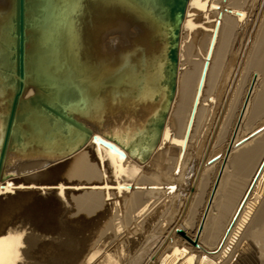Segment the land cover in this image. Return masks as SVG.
Listing matches in <instances>:
<instances>
[{
  "label": "bare ground",
  "instance_id": "bare-ground-1",
  "mask_svg": "<svg viewBox=\"0 0 264 264\" xmlns=\"http://www.w3.org/2000/svg\"><path fill=\"white\" fill-rule=\"evenodd\" d=\"M56 2L58 12L61 8L65 12L61 21L59 19L62 39L60 37L57 55L60 66L54 75L55 85L70 84L80 96V103L68 102L62 107L67 115L89 128L91 134L85 137L73 127L62 125L40 107L28 102L21 104L18 113L23 119L14 125L10 150L6 152L2 168V173L9 177L0 181V241L3 245L0 262L24 264L23 259H28L29 264H82L95 240L98 243L108 237L110 230L114 231L108 215L96 212L107 205L111 193L129 197L124 203L127 212L122 224L126 230L137 208H144L139 212L141 219L136 218L142 223L146 211H153L150 207L157 209L156 205L163 203L161 198L166 195L172 198L169 207L165 206L168 210L162 206L167 211L165 225L159 227L161 234L155 238V246H143L129 264H170L168 260L178 255L180 258L172 264L184 258L182 264H264V166L248 192L264 159V137L253 140L256 137L251 135L240 141L246 134L240 136L242 130L234 134L237 119L230 128L238 102V111L243 104H248V112L243 116L244 119L248 116V122L264 113V0H212V3L189 0L180 28L176 91L158 141L147 134L146 125L165 103L164 34L150 13L129 0ZM250 2L253 14L248 27L240 29V20L244 19ZM10 13L11 0H0V25L8 23ZM28 46L31 47V43ZM251 69L257 70L261 76L258 77L262 78L255 95V86L251 87L254 88L251 95L244 89ZM30 81L24 80L22 99L37 93L47 99L48 104L55 103L54 95L29 86ZM204 85L206 92L208 87L211 90L194 124ZM210 92L213 96H208ZM11 96V89L0 82V144ZM122 127L129 131L128 136L119 133ZM39 135L43 140L54 141L56 148L74 151L67 175L73 183L62 182L55 188L41 186L50 185L48 182L56 174L63 173L69 154L64 151L51 155L44 151L50 148L51 141L47 140L45 147ZM93 135L129 146L128 151L113 142L124 153L119 156L100 145L97 139L93 140ZM225 135L226 144L223 143V150L221 148L224 162L213 169L209 161ZM132 142L135 145H129ZM227 149L231 151L229 155ZM17 172L25 177L21 183L16 182ZM211 173L213 179L208 187ZM36 185L40 188L36 189ZM120 185H129L131 189L118 191L129 188ZM12 212L15 218L5 223ZM93 214L96 217L87 224V217ZM197 216L202 220L196 219ZM152 218L154 216L149 219ZM193 226L202 240L194 248V255L184 249L164 255L177 238L178 230L190 227L193 231ZM181 231L179 235L185 239ZM24 234L28 236L27 244L17 237ZM43 238L46 241H41ZM74 239L79 240L75 243ZM37 241L41 244L35 245ZM87 242L92 246L90 249L85 246ZM33 245L31 255L29 250ZM64 250L70 257H64Z\"/></svg>",
  "mask_w": 264,
  "mask_h": 264
},
{
  "label": "water",
  "instance_id": "water-1",
  "mask_svg": "<svg viewBox=\"0 0 264 264\" xmlns=\"http://www.w3.org/2000/svg\"><path fill=\"white\" fill-rule=\"evenodd\" d=\"M129 1L135 3L142 10L149 12L153 18L152 20L164 34L162 85L166 88L165 103L163 104L164 107L157 112L155 117L150 118L149 123L146 125L147 134H152L154 141L156 139L158 141L176 91L180 28L189 0ZM56 3V0H11V13L8 23L0 25V34H2L0 43V82L3 87L12 91L11 99L8 101V112L4 117V131L0 144V181L9 177V174L2 173V168L6 152L10 150L14 125L18 120L21 121L23 119L18 113L21 104L28 102L31 106L40 107L53 119L58 120L64 126L73 127L84 134L85 137H90L91 134L89 128H86L82 122H78L70 115H67L63 109L68 102L75 101L80 103V96L75 93L70 84L60 83L55 85L54 75L60 66L57 61V55L61 47L60 37L62 35L59 19L61 21L65 12L63 8L58 12ZM30 43L31 47L28 46ZM205 68L204 65L201 78L204 75ZM25 79L31 80L29 86L35 87L43 93L54 95L53 98H57V100H54L55 103L53 105L48 104L47 99L41 98L37 93L28 99H22L21 96L26 85L24 84ZM225 102L220 110L219 118L223 113ZM92 138L93 140L97 139L100 145L112 149L119 156H124V153L115 143L126 151L129 148V146H121L112 139L110 140L115 143L99 138L96 135H93ZM145 141H148V137L145 138ZM16 143H20L19 135L16 137ZM212 161L213 159L209 162ZM263 166L264 159L249 185L248 192L255 184ZM41 186L55 188V185ZM39 188L40 185H36V189ZM236 216L237 213L229 224L226 233L229 231Z\"/></svg>",
  "mask_w": 264,
  "mask_h": 264
},
{
  "label": "rangeland",
  "instance_id": "rangeland-1",
  "mask_svg": "<svg viewBox=\"0 0 264 264\" xmlns=\"http://www.w3.org/2000/svg\"><path fill=\"white\" fill-rule=\"evenodd\" d=\"M210 2L212 3V0H210ZM250 5H248L247 7H246V9L247 10H245V14L246 15H244V19H242V20H240V25H241V27H240V29L241 28H247L248 26V20L250 19V17H251V15L253 14V7H252V9H251V2L249 3ZM206 6V5H205ZM249 9V10H248ZM211 11V10H210ZM212 11H214V10H212ZM252 11V12H251ZM247 12V13H246ZM247 16V17H246ZM249 16V17H248ZM247 20H246V19ZM244 20H246V21H244ZM244 23H246L245 25H244ZM248 34V33H247ZM246 34V35H247ZM248 36V35H247ZM242 37V36H241ZM240 37V38H241ZM247 38V37H246ZM260 52H261V50H260ZM259 56V55H258ZM251 71V73H249ZM249 72H248V76H246V81L247 82H245V84H244V89L246 90V89H248L249 91L247 92L248 93V95H249V92H250V95H251V92H253V89L255 90L254 91V93H253V95H255V93H257L259 90H260V83H261V80H262V78H259V77H261V76H259L260 75V73L257 71V70H255V69H251ZM259 76V77H258ZM251 78H253V79H251ZM249 79V80H248ZM253 80V81H252ZM207 81V80H206ZM251 82H252V84H251ZM247 83V84H246ZM256 84V85H255ZM254 87V88H252L251 89V87ZM246 87H248V88H246ZM243 89V91H245ZM209 90H211V88L210 87H208V89H207V92L209 91ZM251 90V91H250ZM207 92H206V85H204V87H203V90H202V94H201V98H200V102H199V104H198V107H197V110H196V114H195V117H194V124H195V122H196V118H197V116H198V113H200V111H201V109H202V107L204 106V102H205V97H206V95H207ZM244 94V92H242V95ZM242 95L240 96V99H242ZM208 96H213L212 95V93L210 92L209 93V95ZM248 98V97H247ZM247 99H245V101H246ZM240 101V100H239ZM239 103L240 102H238V104H237V110H236V112L234 111V113L235 114H233V115H235L236 116V118H235V116H232V122L230 123V128H231V125H232V123L235 121V119H237V123L235 124V127H234V134L235 133H238L237 131H240V130H242L243 132L245 131V133H243L242 131H241V134H240V136L242 135V134H246L245 136H243V138L242 139H240V141L241 140H243L244 138H246V137H251V135L253 136V137H256V138H253V140H255V139H257V138H261V137H264V113L263 114H261L260 115V118H257L255 121H253V122H248V116H246L245 117V119L243 118V116H244V114L246 113V111H247V108H248V104H246V106H245V104H243V106L241 107V109H240V111H238V105H239ZM246 107V108H245ZM210 108H212V107H210ZM248 112V111H247ZM240 113V114H239ZM239 114V115H238ZM237 115H238V117L239 118H237ZM263 120V121H262ZM240 121V122H239ZM244 121V122H243ZM247 122V123H246ZM261 122H262V124L263 125H261ZM260 123V124H259ZM245 124V125H244ZM247 124H249L248 126H246ZM248 128V130L247 129H245L246 127ZM240 127V128H239ZM238 128V129H237ZM263 128V129H262ZM121 130V132H119L120 134H123L124 136H128V130L126 129V128H121L120 129ZM262 130V131H261ZM259 131V132H258ZM249 133V134H248ZM260 133V134H259ZM137 134V133H136ZM257 134V135H256ZM227 135H225V136H222V138L220 139V143L217 145V148L215 149V151H214V155H212V157H211V160L213 159V161H212V164H211V166L213 167V169L214 168H217V167H219V166H221L222 164L221 163H223L224 161L222 160V155H223V149H224V146H222V145H224V144H226V142H225V140H227L226 137ZM27 137H28V135L26 136V137H23V139H24V141H26L27 140ZM39 137H40V135H39ZM133 137V136H132ZM236 137V136H235ZM249 137V138H250ZM41 138V137H40ZM225 138V139H224ZM248 139V138H247ZM48 140V139H47ZM47 140H43L42 138L40 139V141H41V143H43V145L45 146L46 145V142H47ZM49 141V140H48ZM51 141V140H50ZM49 141V142H50ZM189 141V140H188ZM135 142H132V143H130L129 145H133ZM188 143V142H187ZM224 143V144H223ZM54 144H55V142L54 141H51V143L49 144V147L50 148H44L43 150L44 151H47L48 153H50L51 155H56V154H58V153H63L64 151V153L67 155V154H69V158H68V160L65 162V164L69 161V163H68V166L66 167V169L63 171V173H61V174H56L55 175V177L51 180V181H49L48 182V184H50V185H55V187H57V185L58 184H61L62 182H66V183H73L74 182V180H68V177H67V175H68V172H69V170H70V167L72 166V159H73V155H74V151L73 150H67V149H63V148H56V147H54ZM221 144V145H220ZM135 145V144H134ZM46 147V146H45ZM220 149H219V148ZM221 148H222V150H221ZM187 150H188V144H187V146H186V149L183 151V146H181V152L183 151V155H182V159L184 160V157H185V154H186V152H187ZM221 151V154H220V151ZM219 151V152H218ZM229 150L227 149V153H228V155H229V153L231 152V151H229ZM130 152H132V151H130ZM71 154H72V156H71ZM209 154V153H208ZM216 154V155H215ZM220 154V155H219ZM220 157H219V156ZM221 158V159H220ZM225 158V157H224ZM24 162V161H23ZM130 163H132V164H135V162H133V161H131L130 160ZM214 165V166H213ZM221 170V169H220ZM102 173H103V171H102ZM185 174H186V172H185ZM213 173H211V175H209V184H208V187H210V185H211V182H212V179H213V175H212ZM184 176H186V175H184ZM16 182H22V181H24V179H25V177L24 176H22V175H19V173L17 172L16 173ZM166 178V177H165ZM219 178H220V176H219V174H218V176H217V179H218V181H219ZM111 179V178H110ZM217 179H216V183H217ZM211 180V181H210ZM111 181H109V183H110ZM81 183H83V182H81ZM124 183V182H123ZM215 183V184H216ZM109 187H113V186H116V185H108ZM120 186H123V187H129L128 189L127 188H125V189H119L118 191H129V189H131L130 187L131 186H129V185H120ZM137 188H140L141 189V187L140 186H138ZM143 188H145V187H143ZM208 188L206 189V191H205V199H206V193H208ZM168 192V191H167ZM166 194H168V193H166ZM127 194H119V195H116V196H112V194L111 193H109V201H108V203H107V205H105L104 207H102L101 209H98L96 212H99V211H103L104 212V214L105 215H108V219H110L111 221H112V225H113V227H114V231L113 230H110L109 232H108V237H106V239H101V240H99V242L97 243V240H95V246H94V243H93V247L91 248L90 246H88L89 244H88V242L85 244V246L87 247V248H91L90 249V251H89V249H88V251L89 252H87L86 254H85V256H84V262L82 263V264H129V262L133 259V257H135V254H138V251L140 252V250L142 249V248H144V247H154L155 246V242L157 241L156 239L160 236V234H161V231L159 232V227H163L165 224H163V220L165 219V214L167 213V211H165L168 207H169V205L171 204L170 202H171V200L170 199H172V198H170V197H168L167 195L166 196H164V197H162L161 198V200H163V203L161 202V204H165V205H161L160 204V202H159V205H156L157 206V209H155V208H152V207H150L149 208V210L151 211V210H153V211H156L155 213H153V211L152 212H149L148 210L146 211V212H148L147 214H145V219H144V221L142 222V223H139V220H137L136 218H140L139 216H141L142 217V215L140 214L141 213V211L143 212V209L144 208H142V207H139L140 209H136L137 211H138V213H137V211H133V219H132V221H130L129 223H128V225H127V230H126V227H124L122 224H123V220H124V218H125V212H127V210L125 209L126 207H125V205H124V203H125V201L129 198L128 197V195L126 196ZM169 195V194H168ZM116 198V199H115ZM117 198H118V200H117ZM210 198V195H209V197L207 198V199H209ZM4 200H6V198L4 197ZM169 202V203H168ZM168 206L167 208L165 207V206ZM162 206H164V208H165V210L164 209H162L163 207ZM202 206H203V204L201 205V207L199 208V211H201L202 210ZM141 208H142V210H141ZM158 208H161L162 210L161 211H159L158 210ZM168 210V209H167ZM157 211H159L160 213H158ZM164 213H163V212ZM210 211V210H209ZM135 212V213H134ZM140 212V213H139ZM137 213V214H136ZM153 213V214H152ZM151 214V215H150ZM162 214V215H161ZM13 215H14V212H12L8 217H7V220H5V223H6V221H7V223L10 221V220H12V219H14L15 217H13ZM137 215V216H136ZM148 217H147V216ZM154 216V218H152V219H149V218H151V217H153ZM2 216V215H1ZM151 216V217H150ZM96 216H95V214H93V215H91V216H89V217H87V220H88V223L87 224H90L91 222H93V219L95 218ZM162 217H163V219H162ZM202 218H203V215L201 216ZM201 217H196V219L197 218H200V221L202 220L201 219ZM147 218V219H146ZM134 219H136L137 221H138V223L140 224H138V223H133V222H136ZM141 219V218H140ZM145 220H146V222H145ZM150 220V221H149ZM162 220V221H161ZM141 221V220H140ZM159 221H160V223H159ZM196 222L198 221V220H195ZM194 221V223L196 224V222ZM145 223V224H144ZM159 223V224H158ZM162 223V224H161ZM165 223V222H164ZM201 222H199V224H200ZM135 224V225H134ZM137 225V226H136ZM142 225V226H141ZM162 225V226H161ZM123 226V227H122ZM143 226H144V229H143ZM89 227V226H88ZM129 227V228H128ZM139 229H138V228ZM142 227V228H141ZM121 228V229H120ZM119 229H120V231H119ZM138 229V230H137ZM141 229V230H140ZM143 229V230H142ZM160 229H162V228H160ZM190 229H192V228H190V227H188L187 229H184L183 231H181V232H183V234H184V236H185V239H184V237H182L181 235H179V232H178V234H177V238H175V240H174V242L172 243V245L171 246H169V248H167L165 251L167 252H165L164 251V255H167V254H170V253H172L175 249H184V250H187V252H188V254H193L194 255V248H196V247H198L199 246V243H202V240L200 239V233L197 231V230H195V228H194V226H193V231L192 230H190ZM129 230V231H128ZM188 230H190V232H188ZM186 231V232H185ZM27 232L29 233V230H27ZM26 232V233H27ZM158 233V234H157ZM141 234V235H140ZM144 234H146L145 235V237L144 236H142V235H144ZM150 234H152V235H154V236H152V235H150ZM189 235V237H188V235ZM110 235V236H109ZM191 235V236H190ZM128 236V237H127ZM142 236V237H141ZM150 238H149V237ZM15 237V236H14ZM19 239L18 240H20L21 242H24L25 244H27L26 243V241H28V236L27 235H22V236H20L19 237V235L17 236ZM137 237H139V238H137ZM148 237V238H147ZM187 237V238H186ZM16 238V237H15ZM77 238V237H76ZM86 237H84V239H85ZM140 238H142V239H140ZM145 238V239H144ZM156 238V239H155ZM189 238V239H188ZM138 239H140L141 241H139ZM46 241V238L44 239L43 238V240H41V241ZM75 240V243L76 242H78V240L79 239H74ZM103 240V241H102ZM143 240V241H142ZM149 240V241H148ZM150 240H151V242H150ZM181 240V241H180ZM41 241H37L36 242V244L35 245H39V244H41ZM102 243H101V242ZM154 241V242H153ZM180 241V242H179ZM181 243V244H178V243ZM96 243H97V245H96ZM144 243V244H143ZM145 243H148V244H145ZM153 244H154V246H153ZM147 245V246H146ZM151 245V246H150ZM144 246V247H143ZM184 246H186V247H184ZM67 247V246H66ZM165 247V246H164ZM174 247V248H173ZM184 247V248H183ZM34 245L32 246V248L29 250V252H31V255H33L32 254V252H33V250H34ZM86 248V249H87ZM192 250V252L190 251V250ZM64 252H65V256L64 257H70V255H68V251H66V250H64ZM88 254V255H87ZM219 254V253H218ZM218 254H214L213 256H217ZM164 255L162 254V256L160 257V259L162 260V257H164ZM177 258H180V255H178V256H174L172 259H169L168 261L169 262H171L170 264H172V263H174L175 261H176V259ZM159 259V261H158V263L161 261ZM174 259V260H173ZM24 260H25V262H24ZM172 260H173V262H172ZM184 260H185V258L184 259H182V260H179L178 261V263L177 264H182L183 262H184ZM26 261H28V259L26 260V259H23V262H24V264H29L30 263V260L26 263ZM31 261H32V259H31ZM159 264H161V263H159Z\"/></svg>",
  "mask_w": 264,
  "mask_h": 264
},
{
  "label": "snow or ice",
  "instance_id": "snow-or-ice-1",
  "mask_svg": "<svg viewBox=\"0 0 264 264\" xmlns=\"http://www.w3.org/2000/svg\"><path fill=\"white\" fill-rule=\"evenodd\" d=\"M2 241H0V249H2ZM0 264H2V262H0Z\"/></svg>",
  "mask_w": 264,
  "mask_h": 264
}]
</instances>
